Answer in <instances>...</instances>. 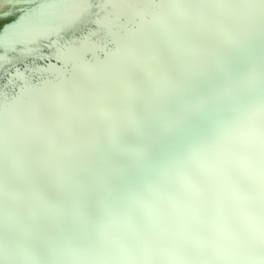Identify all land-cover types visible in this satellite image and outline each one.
Listing matches in <instances>:
<instances>
[{
	"label": "snow or ice",
	"instance_id": "obj_1",
	"mask_svg": "<svg viewBox=\"0 0 264 264\" xmlns=\"http://www.w3.org/2000/svg\"><path fill=\"white\" fill-rule=\"evenodd\" d=\"M234 34L264 38V0H62L24 8L5 25L0 264H264V110L235 133L249 166L227 223H216L222 209L208 195L193 200L198 223L180 230L101 243L65 260L36 245L89 132L180 79L206 45Z\"/></svg>",
	"mask_w": 264,
	"mask_h": 264
},
{
	"label": "bare ground",
	"instance_id": "obj_2",
	"mask_svg": "<svg viewBox=\"0 0 264 264\" xmlns=\"http://www.w3.org/2000/svg\"><path fill=\"white\" fill-rule=\"evenodd\" d=\"M262 97L264 38L234 34L206 45L204 57L180 79L90 131L91 139H105L122 125V137L102 155L82 156L92 151L90 140L79 148L71 168L80 179L64 181L65 194L56 198L51 218L37 233L38 250L65 260L101 243L190 226L193 216L176 210V198L193 161ZM76 183L85 191L79 192ZM109 200L117 214L105 228L101 207ZM41 241L50 242L49 248Z\"/></svg>",
	"mask_w": 264,
	"mask_h": 264
},
{
	"label": "clouds",
	"instance_id": "obj_3",
	"mask_svg": "<svg viewBox=\"0 0 264 264\" xmlns=\"http://www.w3.org/2000/svg\"><path fill=\"white\" fill-rule=\"evenodd\" d=\"M262 110L264 97L249 104L245 113L195 158L186 186L177 194L176 210L192 215L190 209L194 206L193 200L211 195L222 209L215 217L218 225L227 223L238 214L249 161L243 146L235 144V133ZM226 146H231L227 152L223 151ZM189 190H193L191 194ZM195 223H198V219H193L192 224Z\"/></svg>",
	"mask_w": 264,
	"mask_h": 264
},
{
	"label": "water",
	"instance_id": "obj_4",
	"mask_svg": "<svg viewBox=\"0 0 264 264\" xmlns=\"http://www.w3.org/2000/svg\"><path fill=\"white\" fill-rule=\"evenodd\" d=\"M53 2H62V0H2V3L0 5V17L4 16L5 13H11V14L7 15L6 18L0 19V30H2V28L5 25L13 23L14 21H16L19 18V16L22 14V9L27 8L29 6L35 7V6L42 4V3H53ZM68 2H71V0H68ZM152 2H155V0H152ZM70 34L71 33H69V35ZM47 43H48L47 41H43L42 44L40 45L41 47H43L45 49V52H47ZM3 55H4V53L0 52V56H3ZM11 55L15 57L17 54L13 53ZM51 63L54 64L55 62L52 61ZM19 66L22 68L23 65L21 64ZM160 97H162V96H160ZM109 123L111 124V122H109ZM110 124H107L106 128H108ZM123 128H127V125L125 123L123 124ZM121 129H122V125H120L119 128H116L114 132H111V133L105 135L106 136L105 139L100 138V137L90 139L89 143H91V142L93 143L92 149H91L92 151L86 152L82 156L87 155V154L90 155L92 152L94 153L92 155V157H94V155L95 156L102 155L103 151L106 150V146H108V148L110 146H114L116 144V141L118 142L120 137H122V136H120L121 135L120 132L122 133ZM93 133L94 132H91V134H93ZM112 133H114V134L110 137V135ZM194 153H195V151H194ZM79 179L80 178H78L76 176V170L74 168H71L70 171L67 173L65 180L79 181ZM78 184H79L78 191L84 192L85 191V185H82L81 183H76V186ZM61 194H65V190L63 187H62ZM70 202L75 204L76 201L71 200ZM109 203L112 206L113 200H111V201L109 200V202L102 204V207H101L103 211L105 210L104 211L105 212V216H104L105 222L103 223L105 228H106V225L110 222V219L115 217L117 214L114 210L115 206H112L111 210H107V208H109V205H106V204H109ZM55 204H56V201L53 202V205H52L53 208H55ZM59 210L61 211V207L57 208V211H59ZM98 226H101V224H99ZM90 232H92V230ZM49 245H50V242L41 241V247L42 248H49Z\"/></svg>",
	"mask_w": 264,
	"mask_h": 264
}]
</instances>
